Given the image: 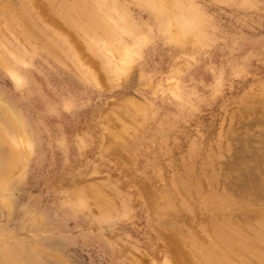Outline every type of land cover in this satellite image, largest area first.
<instances>
[{"label": "rangeland", "instance_id": "1", "mask_svg": "<svg viewBox=\"0 0 264 264\" xmlns=\"http://www.w3.org/2000/svg\"><path fill=\"white\" fill-rule=\"evenodd\" d=\"M192 263L264 264V0H0V264Z\"/></svg>", "mask_w": 264, "mask_h": 264}, {"label": "bare ground", "instance_id": "2", "mask_svg": "<svg viewBox=\"0 0 264 264\" xmlns=\"http://www.w3.org/2000/svg\"><path fill=\"white\" fill-rule=\"evenodd\" d=\"M257 153H258V152H257ZM258 154H259V153H258ZM258 154H257V155H258ZM255 155H256V154H255ZM255 155H254V156H255ZM258 156H259V155H258ZM243 157H244V156H243ZM246 157H247V156H246ZM256 157H257V156H256ZM252 158H253V157H252ZM249 159H250V158H249ZM241 160H242V159H241ZM245 160H248V159L245 158ZM253 160H254V159H253ZM257 160H258V157H257ZM259 160H261V156H259ZM240 162H241V161H240ZM255 162H256V161H255ZM261 162H262V161H261ZM242 164H243V163H242ZM257 164H258V162H257ZM244 167H245V166H244ZM250 167H251V166H250ZM255 167H256V165H255ZM258 167H259V166H258ZM258 167H256V168H258ZM262 168H263V167H262ZM250 169H252V167H251ZM254 169H255V168H254ZM241 170H242V169H241ZM255 170H256V169H255ZM259 170H260V169H259ZM240 172H241V171H240ZM242 172H243V171H242ZM245 172H246V171H245ZM247 172H248V171H247ZM247 172H246V173H247ZM249 172H250V171H249ZM251 172H252V171H251ZM254 172H255V171H254ZM259 172H260V171H259ZM259 172H257V173L259 174ZM242 174H244V173H242ZM255 174H256V173H255ZM240 175H241V174H240ZM237 176H238V175H237ZM237 176H236V177H237ZM253 176H254V175H253ZM256 176H257V175H256ZM246 177H247V176H246ZM254 177H255V176H254ZM244 178H245V177H244ZM259 178H260V176H259ZM246 179H248V178H246ZM261 179H262V178H260V180H261ZM235 182H236V181H235ZM246 183H247V182H246ZM243 184H244V183H243ZM236 185H237V183H236ZM257 186H258V185H257ZM225 238H226V237H225ZM225 238H224V239H225ZM225 240H227V239H225ZM225 240H224V241H225ZM225 243H226V241L224 242V244H225ZM223 249H224V248H223ZM204 251H206V250H204ZM235 253L238 254L237 252H235ZM204 255L210 257V258H211L210 261H212V262H216L215 259H213V258L210 256V254L207 253V251L204 253ZM192 264H193V263H192Z\"/></svg>", "mask_w": 264, "mask_h": 264}]
</instances>
